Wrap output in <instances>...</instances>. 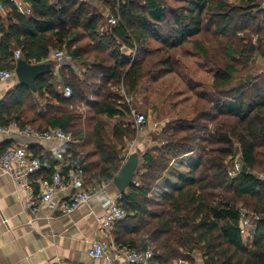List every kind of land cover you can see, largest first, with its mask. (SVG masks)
Returning a JSON list of instances; mask_svg holds the SVG:
<instances>
[{
	"label": "trees",
	"instance_id": "1",
	"mask_svg": "<svg viewBox=\"0 0 264 264\" xmlns=\"http://www.w3.org/2000/svg\"><path fill=\"white\" fill-rule=\"evenodd\" d=\"M0 1L9 12L6 21L0 17V71L15 69L16 51L26 63L51 70L35 82L34 93L17 86L7 94L0 127L15 122L39 133L58 128L69 134L74 142L60 151L81 169L88 187L113 181L124 140L136 133L123 122L129 110L112 88L121 85L134 97L144 79L157 83L175 72L173 52L184 43L207 54L200 36L224 40L226 63L213 61L222 66L213 76V99L198 95L205 104L193 107L190 117L168 121L160 146L141 156L134 185L120 202L125 218L112 237L118 246L152 248L149 264L192 261L193 252L203 264H264V81L232 86L235 65L244 69L256 57L264 60V0H93L119 20L103 33V15L80 0H58V10L52 0H39L29 18ZM122 47L135 51L131 64ZM51 52L65 53L82 72L78 77L69 66L59 68L70 98L57 91L58 63L46 62ZM80 105L89 113L84 128L71 110ZM99 117L120 121L108 133ZM29 150L42 154L38 147ZM192 154L188 170L171 176L174 184L161 182L172 163ZM236 155L247 173L229 177ZM41 158L53 165L49 152ZM241 207L258 217L248 250L242 247Z\"/></svg>",
	"mask_w": 264,
	"mask_h": 264
},
{
	"label": "built area",
	"instance_id": "2",
	"mask_svg": "<svg viewBox=\"0 0 264 264\" xmlns=\"http://www.w3.org/2000/svg\"><path fill=\"white\" fill-rule=\"evenodd\" d=\"M11 4L16 12L24 17L32 14V4L39 0H5ZM56 10L59 9L58 0H52ZM1 7V5H0ZM264 8V4H262ZM107 29L116 27L119 20L113 16L105 18ZM135 53H132L128 59L133 62ZM64 59L63 52H55L53 60L61 65ZM15 78L14 70L0 71V81H6ZM62 95L70 98L72 95L69 87L62 88ZM124 104L128 107L129 117L136 130H142L146 126V119L140 112L131 108L133 97L122 91ZM13 131L20 136L27 137L36 142L51 144L53 150V165L50 161L42 159L39 156L30 154L23 147L13 145L8 147L0 154V170L10 176L14 185L19 191L27 195L28 204L26 208L37 211L40 206L48 204L54 200L58 205L60 213L68 216L78 208L88 203L112 187V182L102 184L96 187L84 186V176L81 169L70 159V156L64 157L61 149L72 144L74 141L69 134H65L58 128L39 133L29 126L18 127L15 122H11L6 127H0V134L9 135ZM130 153L127 152L123 157V162ZM241 172V163L235 162L228 169V176L235 177ZM58 195L59 198L57 197ZM38 204L35 205L34 200ZM122 195L118 194L115 199L107 200L102 205L103 214L96 219V227L100 233L104 234V239L93 242L88 248L86 255L93 263L99 261L100 264H149L154 257L153 249L147 248L144 251H137L129 247L118 246L110 236L115 224L125 218V212L121 209L120 202ZM240 214L241 236L246 235V230L256 223L258 217H247L246 212L238 208ZM254 225V224H253ZM52 264H73L71 262L56 260Z\"/></svg>",
	"mask_w": 264,
	"mask_h": 264
},
{
	"label": "crops",
	"instance_id": "3",
	"mask_svg": "<svg viewBox=\"0 0 264 264\" xmlns=\"http://www.w3.org/2000/svg\"><path fill=\"white\" fill-rule=\"evenodd\" d=\"M92 3L95 4L96 2L93 1ZM0 5V17L6 21L9 12L7 8L2 6L1 1ZM124 49L129 51L130 55L131 52L135 53L134 50ZM53 54V52L50 53L46 62L54 61ZM126 54L123 57L129 61ZM14 59L16 61L20 60L19 51L14 53ZM63 66H66V63L58 64L55 71L56 80L60 78L58 71ZM17 86L16 78L0 81V103ZM123 122L127 123L126 121ZM11 134L16 133L11 131L9 135ZM9 135L0 134V154L13 145L23 147L30 154L32 153L29 148L38 147L42 149V154L36 155L39 157H43L45 152L51 154V150H53L51 144L36 142L28 138L30 140L29 144L23 145L12 141ZM143 145H145V142ZM153 147H149V149ZM134 151L138 152L140 156L144 154L138 150ZM120 158H123L122 155H120ZM51 159L53 161L52 155ZM188 159H195V155H188L174 163L180 165V171L185 172L189 168ZM174 163L170 165L164 176L169 174ZM168 180L173 183L171 179ZM173 180L175 182V179ZM118 194L112 186L105 194H100L92 199L88 205L81 206L68 216L60 213L56 200L40 206L37 211H32L26 208L28 204L27 195L19 191L10 176L0 170V264H52L56 260L73 264H100L99 261L92 263L86 252L93 242L105 238L104 234L97 230L96 219L103 214L102 205L104 202L115 199ZM59 196L61 195L57 197L59 198ZM34 203L35 205L38 204L37 199L34 200ZM112 232L113 229L110 232L111 238H113ZM254 232L255 228L249 227L246 230V235L242 239L244 250H248L252 246ZM199 255L194 252L190 255L195 264H203Z\"/></svg>",
	"mask_w": 264,
	"mask_h": 264
},
{
	"label": "rangeland",
	"instance_id": "4",
	"mask_svg": "<svg viewBox=\"0 0 264 264\" xmlns=\"http://www.w3.org/2000/svg\"><path fill=\"white\" fill-rule=\"evenodd\" d=\"M81 1L86 3L89 7H92L95 10L97 9V12L103 15L104 20L110 15V12L104 8L102 4H93L92 0ZM105 29L107 28L104 22L100 32H105ZM198 39V41L202 43H200L201 47L207 52V54L194 50L191 44L184 43L173 52L177 53L175 55V61L178 62L173 74H166L157 83H151L150 79H144V81H142L138 93L133 97L134 100L131 104V108L144 115L147 121L146 126L139 131L135 129L136 133L133 139L124 140V149L121 152L122 156L127 152L131 153L134 150H138L143 154L149 150V147L154 146L153 148H155L160 146L161 137L159 136V133L168 121L192 116L191 113L193 107L200 109L205 104V102L199 100L198 95L202 94L209 99H213L214 94L211 89L213 76L217 69L222 67L215 66L213 61L220 65H222L223 62L226 63L223 59V46L225 41L221 39L214 40L209 35L206 37L200 36ZM120 53H122V55L127 53L126 56H130V52L123 47L120 49ZM63 62L64 64L66 63V66H69L78 77H81V70L74 66L65 53L62 63ZM131 63L132 62H130V64ZM235 67L236 72L232 75V86H235V84L243 85L254 78H261L260 81H264V60H261L258 57H256L249 65L242 66L245 67L244 69L236 65ZM56 84L57 91L61 93L63 87L61 78L56 80ZM189 88H191V90ZM112 91L120 96L121 103L124 104L122 97V91H124V89L122 86L118 85L113 87ZM42 105L44 106L45 103L42 102ZM71 110L76 111L81 115V125L83 127L85 120L89 117L85 105L71 107ZM188 113L191 115L189 114L188 116ZM99 120L108 133H110L112 126L120 121L118 119L108 120L105 117H99ZM123 121L132 124L129 116ZM201 123H205V121H201ZM144 142L145 145H143ZM239 161V156L236 155V157L230 162L231 164H229L228 169L231 168L233 163ZM179 166L180 165L174 163L171 168L172 170H170L168 175L164 176L161 182H168V179H171V182L175 183L173 180L174 178L171 176L174 175L176 171L184 173L183 171H180ZM157 195L158 194L154 193L151 197H156ZM241 209L246 212L247 217L252 216L248 209L244 207H241ZM253 224L250 226L251 228H255V223ZM174 263L195 264L193 259L191 261L186 258L176 260L173 264Z\"/></svg>",
	"mask_w": 264,
	"mask_h": 264
},
{
	"label": "water",
	"instance_id": "5",
	"mask_svg": "<svg viewBox=\"0 0 264 264\" xmlns=\"http://www.w3.org/2000/svg\"><path fill=\"white\" fill-rule=\"evenodd\" d=\"M50 72L51 70L48 64L31 65L21 59L16 62L14 69L18 86L26 87L33 93L35 92V82ZM9 138L23 145H28L30 141L27 137L17 134H11ZM140 158L141 156L138 152L132 151L113 179L112 185L120 195H124L134 185V176L139 167ZM241 173H247L245 166L241 167Z\"/></svg>",
	"mask_w": 264,
	"mask_h": 264
}]
</instances>
